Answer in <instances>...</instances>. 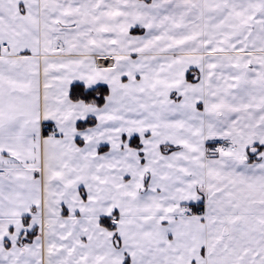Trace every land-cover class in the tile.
<instances>
[{"label":"snow or ice","instance_id":"snow-or-ice-1","mask_svg":"<svg viewBox=\"0 0 264 264\" xmlns=\"http://www.w3.org/2000/svg\"><path fill=\"white\" fill-rule=\"evenodd\" d=\"M0 264H264V0H0Z\"/></svg>","mask_w":264,"mask_h":264}]
</instances>
